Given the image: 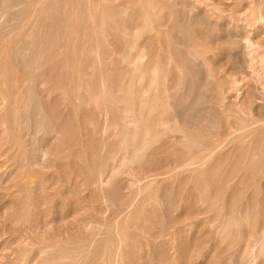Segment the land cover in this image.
<instances>
[{"label": "rangeland", "instance_id": "rangeland-1", "mask_svg": "<svg viewBox=\"0 0 264 264\" xmlns=\"http://www.w3.org/2000/svg\"><path fill=\"white\" fill-rule=\"evenodd\" d=\"M34 1H36V0H31V1L27 2L25 4L26 8L23 6L22 8L18 9L19 12L17 10H14V11L12 10L11 13L9 14L8 18H7V21L12 19L11 24H13L15 26H20V27L23 26V27H25L23 32L25 30L27 31L28 28H30V24H31V22L30 23H28V22H29V16H30V13L32 10V6L34 5ZM41 1L43 4L44 3L45 4L50 3V2L52 3V0H41ZM87 1L88 0H61V1L58 0V2L61 3V5H62V7H61L62 13L64 10L65 11H73L75 9L74 11H80L79 15L77 17L75 15H72L71 17H68L67 20L66 19L63 20L64 18L62 19V17L59 16L58 18L57 17L55 18L56 20L54 19L55 22L58 24V28H57L58 32H59V30L61 32V29H62V28L59 29L60 28L59 25H61V24L66 25V23H67V25H72V28L74 30V34L71 37L66 39L64 37L63 29H62L63 32L59 33V35H57L58 32H57V34L56 33L54 34L52 32H51V34L50 33L48 34L47 32L43 33V35L45 37H44V41H41V42H46L49 40L48 42L50 43V47H49L50 51H48V53L53 51V49H54V51H57V52L62 51V54H61L62 57L60 55H57V56H53L49 60V58L51 56L50 54H48V55L46 54L47 57H46V55H44V56L40 55L39 56L37 54V62H36L37 66L35 65V63L30 64L29 61L31 59H29V60L27 59V61L29 63L28 62H26V63L28 65L29 64L30 65H29V68L28 67L25 68L22 65L24 63L22 61L20 62L19 59H16V57L13 56L14 52L12 54H9L6 56H0V91H4L5 94L8 96V101H9V107L8 108H10V110H7L6 118L8 120V124H10V126H11L6 131H4L2 126H0V154L2 152H5L4 150H9V146H10L9 152H10L11 157L13 158V159H11L10 162H6L5 156H3V157L0 156V194H1L0 200H1V198L3 200V201L2 200L0 201V215H2V216L4 215L3 211L6 208V207L4 208V206H5L4 203L7 200H5L3 198V195L7 192V188L9 186L6 182V180H7V178L9 180V178H10L9 176H11V174L13 173V174H15V175L17 174V175L15 176L12 174L14 177L11 176L12 181H11L10 186L16 180V183L18 185V190H20V192L22 191L21 192V194H22L21 198L23 200L20 198L19 200L12 202V207H11L12 211L10 209L9 213L13 212V214H12L13 216H16V215L21 216V213H22V216L24 215L27 219H29V221L27 222L29 226L27 225V223L23 224L24 226H22V228L24 229V231L26 233V234L25 233H23V234H25L29 239L39 241L37 243V246H41V245L44 246L45 244H47V241L42 242V236L39 235L40 233H36V231L34 230V228H35L34 224H36V222H37V226H38L42 223L44 218H47L48 220L56 219L55 221L59 222L58 223L59 225H58L54 221L55 224H53V229H54V233H56L55 235L57 236V239H59L58 243L60 245H62V247L68 246L71 249H77L79 246L83 247L86 244V242L89 241V239H91L93 237H97L99 234V238H100L99 255L101 258L100 261L103 264H112V258L110 257V253L111 252L113 253L115 250L118 249L116 244L118 242V239H121L122 237H126L125 241H127V245H124L123 247H121V249L123 251H125V253H130L131 258H130V260L128 259V263H133V264H138V262H140V260L145 255L148 256V260H149L150 264H236V263L237 264H253L252 262L254 259H256V264H264V244H263V246L261 245L263 248L261 253H259L260 251H256V252L251 251L249 253H246L244 256L241 253V247H243V245L246 244V242L248 243L249 242L248 240L251 239L250 236H251L252 230L254 228L255 220L257 219L256 218L257 217L256 211L258 208L260 209L259 203H261V200H260L261 197L260 198L259 197H253L252 196V188L249 187L247 189L248 190L247 191L248 192L247 193V202H248V205L250 208V212L252 214L249 212L247 222L244 224V226H242V228H236L234 225L235 220H237V218H238L237 212H234V211L232 213L229 212V217H228L229 219H227L226 214H228V211H229L228 210L229 205H228L227 197L225 198L224 201L222 200V197H220L219 199H216V197H214L213 190H215V188H217V187H220L222 184H223L222 186H224V180L228 176L229 161L227 159V156H226L227 153L226 152L228 151L227 149H228L229 143L227 141L222 143L221 149L219 151H217L212 157H210L208 159V162L205 165L201 166L198 170L194 171V170L185 168L184 163L187 160H189L190 158H192L193 156L196 157V156H199L202 154L201 151H203V149L205 147V146H203L204 145L203 143H205L207 139H202V140H204L203 143H202V141L198 142L200 144V146H199V144L197 145V143L196 144H194L193 142L190 143V141L183 139L182 135H180L179 133L175 134V133L171 132L173 135L172 136L170 131H168V128H169V126H171V124L170 125L166 124V125H164L165 127L163 125H160V127H159V125L154 124V121L157 120V118L159 117L160 111H162V109H164L165 107H166V109H168V112L165 114L166 116L165 115L163 116V119L167 118L168 116L170 119L173 118L174 114L172 113V110L169 109L170 105H166L165 107H163V105H161L163 101H165V102L167 101V103H169V104H171V102H172V104L176 103L177 105L178 104L182 105L183 100H184V101H187V104H189V103H191L193 97L195 95H197L194 93L196 91H191L190 94H187L186 90H188V89H179V90L178 89H161V90L156 89V90H159V92H160L159 96L160 97L159 96L153 97L152 93L155 90L150 89V92H149L150 96L149 97L152 100L149 98V100L145 101L143 97L141 98V96H140L141 94H139L141 89L140 90L136 89L137 85L136 86L132 85L129 89H126L125 87L129 82V78H125L124 76L127 73L128 65H130V63H129L128 57H126L127 55L125 56V54L122 53V49L124 51H126V49H124L123 39H122L121 33H120V27H118V24H117L120 21V19H119L120 17L117 16V18H118L117 19L116 16H110V18L108 17V18L104 19L102 16V11H101L102 7H98L97 6L98 2H97V4H95L96 5V7H95L96 15L94 18L95 21L91 20L92 21L91 22L90 20H87V19L85 20V14H86L85 11H87V6H86L85 2H87ZM127 2H128L127 0H122V2L120 1L119 3L127 4ZM207 2L211 3L212 0H207ZM110 3L112 5H110ZM233 3H235V2H233ZM80 4H81V6H80ZM117 5L118 4H115L112 2L107 3L109 11H112L114 8L118 7ZM233 5L234 4H232V6H231V10L233 11V12L231 11V13H233L232 15L235 18L239 12L243 11V9H242L243 6H238V4H235L236 6H234L235 7L234 8ZM22 9L25 10L24 13H23L24 10H22ZM235 9L236 10L239 9V12L236 15H235V12H237V11ZM81 13L83 15H81ZM18 14L20 15V17L18 16ZM12 15H14L15 17ZM263 15H264V10H263ZM11 16H12V18H11ZM13 17L16 18L14 20V22H13ZM81 17H82V19H81ZM60 19H62L63 23ZM45 20H46V23H45ZM223 20L224 19H222V21ZM51 21L53 22V19L42 17L39 20V25H41V27L44 28L45 26H49L51 24L50 23ZM101 21H103L104 23L103 22L101 23ZM69 22H70V24H68ZM9 23H10V21H9ZM47 23H48V25H46ZM75 24H76V26H75ZM86 25H89V26L87 27ZM90 27H91V29H90ZM82 29H85V31L83 30L84 31L83 32ZM105 30H108L110 33L108 31H106V33H105ZM117 30H118V32H117ZM60 34L62 36H60ZM106 34L107 35L109 34V35L106 36ZM43 35H40L37 31V42H38V40H41V39L43 40ZM56 35H57V39L60 38V39H58V41L55 39ZM111 35H113V36L111 37ZM53 36H55V37H53ZM46 37L48 40L46 39ZM105 37H107V39ZM62 38L63 39L65 38V39L63 40ZM21 39H22V36L19 38H15L14 40H11V41L9 40L6 44H5L4 40H1L3 43L0 42V48L8 45L9 50H11V51H15L17 46L20 49L22 46V40ZM19 40H21V41L19 42ZM50 40H51V42H50ZM61 40H62V43H60ZM65 40H67V41L65 42ZM106 40H107V42H106ZM174 40H175L174 38L169 39V45H170L171 49H174ZM114 41L116 42V44ZM108 42L112 43V44L109 45ZM52 43H53V45L51 46ZM74 43H75V46L73 45ZM95 43H96V45H95ZM113 43L115 46L113 45ZM16 44H18V45H16ZM68 45H69V47H68V50L66 51L65 46H68ZM116 45L119 48L117 47V49L115 50L114 47H116ZM14 46H15V48H14ZM109 46L113 47V48H110ZM59 47H60V49H59ZM17 50H18V48H17ZM119 50H120V52H119ZM38 51H39V48L37 47V52ZM112 52H114V53H112ZM172 52H173V50H172ZM120 53H121V55H120ZM107 57H109L110 59H108ZM172 57H174V52L172 53ZM118 58H119V60H118ZM102 59H103V61H102ZM106 59H108V60H106ZM123 59H124V61H123ZM55 61H57L56 65H55ZM126 61H127V63H126ZM169 61L172 62V58H171V60L169 59ZM18 63L20 65H22L19 68H18V66H19ZM41 63L44 64V66L42 64L43 67L41 66ZM120 63H122V65ZM212 63L214 64V62H212ZM27 64L26 65L24 64V65L27 66ZM39 64L42 68L40 66H38ZM87 64L88 65L90 64L91 66H88ZM106 64H108V65H106ZM218 64L219 63H217V65ZM33 65H35V67ZM53 65H55V66H53ZM171 65H172V66H170L171 70L169 69L170 71L174 70L173 62L171 63ZM217 65H216L217 71L219 70V67H220V71H218V72H221V74H223V75L227 74V70H229V69H227L228 64H226V62H222V64H220L218 66ZM84 67H86V68H84ZM87 67H89V69H87ZM113 67H115L114 68L115 70L113 69ZM22 68H25L26 71H25V69H22ZM27 68H28V72H27ZM35 68L36 69L39 68L37 70V72H36ZM96 68H98V69H96ZM107 68L109 69V71L107 70ZM29 69L31 70V72ZM86 69L89 70L90 72L87 71L88 72L87 73ZM110 69H111V71H110ZM22 70L24 72H22ZM25 72L27 74L28 73L29 74L26 75ZM44 72H45V74H44ZM109 72L112 74V76H111V74H109ZM42 73L44 75H42ZM47 73H48V75H47ZM54 73H55V75H54ZM63 73H64V75H63ZM83 73L88 74V75L85 74L88 77L84 76ZM91 73H94V74L91 75ZM89 74H90V76H89ZM24 75L27 77H25ZM30 75H31V78L29 77ZM45 75H47L46 78H45ZM95 75H96V77H95ZM48 76H50V77H48ZM47 77L50 78V80L53 79V81H49V79ZM108 77H109V79H108ZM116 77H118V78H116ZM17 78H18V80H17ZM24 78L26 79V81L23 83H26V84H23L21 82L19 84V86H17L15 82L19 81L21 79H24ZM66 78H67V80H66ZM90 78L92 79V81ZM38 79L39 80L41 79V80L39 81ZM45 79H47L46 81H48L49 84L47 82H46L47 85L44 83L43 80H45ZM41 81H43V83ZM64 82H67V83L64 84ZM102 82H104V83L102 84ZM114 82L116 84L115 85L116 88L112 89L111 87H115L114 85H112V84H114ZM39 83H41L42 85L45 84L46 87L41 86V84H39ZM81 83L83 85H80ZM125 83H127V84H125ZM62 84H63V88H62ZM67 84H69V85H67ZM54 85H55V87H54ZM64 85H66L68 87L65 86V88H64ZM60 86L62 89L60 88L61 90L59 91ZM117 86H118L119 90L117 89ZM133 86H134V88H133ZM51 87H52V89H51ZM78 89H80V91ZM49 90H51V91H49ZM113 90H116V91H113ZM121 90H122V92H121ZM164 90H166V91L164 92ZM167 90H168V93H167ZM196 90H198V89H196ZM78 91H79V93H78ZM100 91H101V93H100ZM135 91H137V92H135ZM173 92L176 94L174 95ZM167 94H169V95H167ZM186 94L188 96L191 95V97L185 98L184 95H186ZM101 95H102V97H101ZM115 95H116V97H115ZM180 95H181V97H180ZM14 96H16V97L18 96V97L16 98ZM99 97H101V98H99ZM168 97H170V98H168ZM183 97H184V99L182 100ZM44 98H45V100H44ZM80 98H82V99H80ZM63 100H64V102H63ZM82 100H84V101H82ZM124 101L128 102V104H126ZM138 101H140V103ZM181 102H182V104H181ZM18 103H19V105H18ZM25 105H26V107H25ZM79 105H81V107ZM125 106H128L130 108L135 107V109L138 108V109H136L135 114L140 121L139 123H140L142 129L132 130L130 132H127V134L125 133L126 131L124 132L126 125L124 123L125 121H124V117L122 118V115L124 116V114H126L123 110V108H125ZM183 106H184V104H183ZM71 107H72V109H71ZM151 107H153V108L151 109ZM198 108H200V107H198ZM80 109L83 111L81 112ZM13 110L15 113L13 112ZM40 111H43L41 115H40ZM149 111H150V113H149ZM186 111H188V114H189L188 118L190 120H191V116L193 119L195 118L193 116V115H195V112H193L194 110L191 112L190 110H187V108H186ZM130 113L132 114V112H130ZM139 113H141V115ZM44 114L45 115L47 114L46 115L47 120H45L46 117H44ZM32 115H33V117H32ZM40 116L43 117V118L41 117L43 119V121L40 119ZM48 117H49V119H48ZM29 119H31V120H29ZM48 120L50 121V123H55V121H56V123L54 125H52L49 123ZM14 121H16V122H14ZM28 121L30 124L28 123ZM32 121H35V122H32ZM37 121H40V122H37ZM46 121H48V122L46 123ZM149 121H151V122H149ZM24 122H25V124H24ZM114 122H116V123H114ZM33 123H34V125H33L34 128H36V126L38 127V125L40 126L42 124H45L44 125L45 128H43L44 126H42L44 131L41 128V131H40L41 133L39 132L40 135H38V137H37V144L36 143L33 144V145H35L34 147H33V145L30 144V142L28 140L23 141V139L21 138V136L25 135V133L27 134L30 131L29 129L33 128V126H32ZM39 123H41V124H39ZM107 123H109L108 125H112L110 123H113V124H118L119 126L114 127V128H112L114 125L111 126L109 131L106 133L107 134V136H106V134H104L102 131V127L104 126V124H107ZM26 124H28V126ZM86 125H87V127H86ZM54 126H55V132H53ZM123 126H125L124 129H123ZM29 127H31V128H29ZM57 127L59 129L61 127L63 128V129L61 128L59 130V132H60L59 134L56 133L58 131V129L56 130ZM148 128H150V129L147 131ZM152 130H153V132H152ZM158 131H159V133H158ZM100 132H102L103 134ZM166 133H169V134H166ZM55 135H56V138H55ZM164 135L169 136V138L168 137L166 138V136H164ZM59 136H61V137L58 139ZM108 136H111V138H109ZM132 136H135V137L133 138ZM152 136H153V139H152ZM179 136L181 137V139L179 138V141H178L177 137H179ZM107 137H108V139H107L108 140V146L109 145L111 146V144H113L111 148L109 147L110 150L108 149L107 151L110 152L112 150L113 153H116V159L113 160L114 163H111V161H112L111 159L109 161H107L108 157H106V156H107L108 152L100 155V153H102L101 149H100V145L102 144V140L104 138L106 139ZM133 139H134V141H133ZM63 140H65L66 142ZM28 142H29V144H28ZM109 142L111 144H109ZM115 142H116V144H115ZM162 142H163V144H162ZM139 144H141V146ZM26 145L29 147H27ZM36 146H39V147H36ZM113 146H115V147H113ZM7 147H8V149H7ZM35 147H36V149H35ZM40 147L41 148L44 147V148L48 149L49 153L51 152L50 153L51 155H49V157L46 156V158L42 157V154L39 155V152H40L39 150H41ZM137 148H139V149H137ZM182 148H184V150ZM192 148H193V150H192ZM32 149H34L33 152H35V153L32 152ZM66 149H67V151H66ZM198 150L200 152L199 154H198ZM91 152H92V154H91ZM168 152H169V154H168ZM56 153H59V154L56 156ZM52 154H54V155L52 156ZM130 155H133V156L131 157ZM40 158H41V160H40ZM122 158H123L124 163L122 162ZM222 159H224V161ZM32 160H34V161H32ZM176 160H177V163H178V160H180L179 162L182 163V165L178 164L179 166H181V168L179 170H175V167L179 168V166L175 162ZM105 161L108 164L107 166H106ZM170 161H171V163H173V165L175 163L176 166L172 167V164L170 163ZM31 162L32 163L37 162V167L34 165H31L32 164ZM100 162H101V164H100ZM223 162H225V163H223ZM91 163H92V166H91ZM103 163H105V164H103ZM221 163H223V166H220L218 168L219 164H221ZM41 164H42V166H40ZM45 164L47 165L46 167H44ZM100 165H101V167H100ZM163 165L165 167L168 165L167 167L171 168L170 171L175 170L172 172L173 177L171 175L169 178H167V180L164 181V183H162L160 185L148 186L147 188H145L148 181H144V180L147 179L146 177L148 175H150L149 173H151L152 171L155 173H156V171L159 172L158 170H161L163 168V167L161 168L160 166H163ZM225 166H227V169ZM42 167H44V168H42ZM105 167H107V168L105 169ZM153 167H154V169H153ZM157 167H159V168H157ZM98 168H99V170H98ZM214 168H215V170H214ZM166 169H168V168H166ZM34 171L37 172V190H33L29 186H26V184H22L20 182V180L22 178H23V181H30V180H33V178L35 179V177L33 176ZM110 171H111L112 175L110 174ZM215 171H216V174H215ZM100 172H103L106 177H109V175H110V176H112V178H114V179H112V181H114V182H112V184L109 187H106L103 190L99 189V187H101V186L99 185V182H96L97 181L96 179L99 176ZM123 172H124V174H123ZM40 173H42V174H40ZM212 173H213V175H212L213 177H210ZM151 174H153V173H151ZM21 176H23V177H21ZM140 178H141V180H139ZM210 178L211 179L214 178V180L212 179L213 182H210V181H212V180H210ZM177 179H178V181H177ZM218 179H219V182H221L222 184L218 182ZM138 181H140V182L142 181V182L140 183ZM5 182H6V184H4ZM136 182H138V183L136 184ZM213 183L217 186L215 187V185H214V187H212ZM218 183H219V185H218ZM138 184L140 187L138 186ZM51 185H52V187H51ZM118 187H119V189H118ZM244 187H247V186L244 185ZM121 188H122V190H121ZM222 188H225V187H221V190H223ZM240 188L242 189L243 187H240ZM39 189H41V190H39ZM80 189H81V192H80ZM110 189H113V190L109 191ZM126 189H127V191H126ZM139 189L142 191L141 198L147 199L148 195L151 192H155V198H152V200H151L152 203L147 204L146 207L144 206V210L141 207H139L134 214H131L128 217V219L125 220L127 218V214L124 213V209H126V207L129 205V203L134 200V197L137 194V192L139 191ZM27 190H29V191H27ZM78 190H79V192L77 193ZM82 190H84V191H82ZM106 191H107V193L109 192L110 197L112 196V194L117 193L118 195L115 194L114 196L118 200L114 199V196H112L114 199L113 201H111L112 197H111V200H109L108 199L109 195H107ZM82 192H83V194H82ZM110 192L112 194H110ZM68 193H71L72 195L71 194L69 195ZM101 193H104V194L106 193L107 197H106L105 201H104V199H102ZM98 195L101 198L98 197ZM89 198H91V199H89ZM87 199H89V200H87ZM257 199L260 201H258ZM85 200H86V202H85ZM101 200H103V201H101ZM203 201H204V203H203ZM32 202L37 203V211H34L32 209L31 211L29 210L30 211L29 212L28 208L26 206V203L28 204V203H32ZM166 202H167V204H166ZM92 203H93V205H92ZM105 203H106V205H105ZM254 204H255V206H254ZM85 206L87 208H84ZM94 206L96 208H93ZM97 207L99 209V212H98ZM251 207H252V211H251ZM254 207H255V209H254ZM100 208H102V209L107 208L108 210H107L106 214H105V212H100ZM168 209H169V211H168ZM86 210H87V212H86ZM61 211H62V213H61ZM74 211H76V212H74ZM253 212H255V213H253ZM73 213H74V215H72ZM47 214H48V216L49 215L50 216L46 217ZM61 214H62V216H66L68 218L70 216H74V217H72V219L70 217L69 220H77L79 217L80 222H78L73 227L75 232L73 229L72 230L68 229V231L64 232L65 230L62 229V227L64 225H62L63 223L60 220H58L59 219L58 217ZM81 214L82 215L85 214V215L80 218ZM86 214H87V216H86ZM109 216H111L110 220H109ZM166 216H168V217H166ZM253 216H255V217H253ZM83 217H84V219H83ZM141 217H143V218H141ZM258 217H259V219H261L260 220V222H261L263 216L261 215ZM3 219L4 218H2L0 216V229L1 230L4 227V220ZM175 220H176V222H175ZM114 221H116L117 223ZM167 222H168V224H167ZM172 222H174V223H172ZM29 223H31L32 226ZM169 223H171V224H169ZM211 223H213V224H211ZM157 224H159V225H157ZM98 225H100V226H98ZM112 225H114V226H112ZM60 226H61V228H60ZM101 226H102V228H101ZM143 226L145 228H143ZM219 226H220V228H219ZM31 227L32 228L34 227V228L32 229ZM26 228H27V232H26ZM77 231H79V232H77ZM235 231H236L237 235L235 234ZM87 232H88V234H87ZM80 233H82V235ZM161 233H163V234H161ZM65 234H67V235L65 236ZM116 234H118V235H116ZM176 237H177V240L175 241V243L176 242L178 243V246H177V244H176V246L178 249L179 257L178 258L175 257L173 259L174 251L172 248V243L174 242L173 238H176ZM234 237H236V239H234ZM238 237H240V239H241V241H239V243L237 242ZM68 238H69V241H68ZM233 242H234V244H236L235 246H234ZM204 244L207 246H205ZM234 247L235 248L237 247V248L235 249ZM214 249H216V250H214ZM198 250L200 253L198 252ZM212 252H214V253H212ZM195 257H196V259H195ZM158 258H160V259H158ZM39 259H41V258H39ZM73 260H74L73 258H72V260L68 259V262L73 261ZM68 262H66V263H68Z\"/></svg>", "mask_w": 264, "mask_h": 264}, {"label": "bare ground", "instance_id": "bare-ground-1", "mask_svg": "<svg viewBox=\"0 0 264 264\" xmlns=\"http://www.w3.org/2000/svg\"><path fill=\"white\" fill-rule=\"evenodd\" d=\"M29 1H31V0H0V42H2L1 40H4L5 44H6L9 40L11 41V40H14L15 38H19L22 36V39H21L22 40V46L20 49L17 46L18 50L16 48L15 51H11V50H9L8 45H6V46L0 48V56H6V55L12 54L14 52L13 56H15L16 59H19L20 62L22 61L26 65L27 64L26 62H28L27 59L28 60L31 59L29 61L30 64L35 63V65L37 66V64H36L37 54L39 56L40 55L44 56L46 54L47 55L50 54L51 56H50L49 60L53 56H57V55L61 56V54H62V51L57 52V51H54V49H53V51L48 53V51H50L49 50L50 49L49 48L50 43L48 42L49 40L47 39V37H46V39L48 41L41 42V41H44V37H45L43 35V33L47 32L48 34L49 33L51 34V32H52L54 34L55 33L57 34L58 24L55 22V20H56L55 18L56 17L58 18L59 16H61L62 19L64 18L63 20H65V19L67 20V18L71 17L72 15H75L77 17L79 15L80 11H74L75 9L73 11H65L64 10L62 13V10H61L62 5H61V3L58 2V0H52V3L50 2V3H46V4L45 3L43 4L41 0H38V1L36 0V1H34V5L32 6V10H31V13L29 16V22L28 23L31 22L30 28H28L27 31L25 30L23 32L25 27L15 26V25L11 24L12 19L7 21V18H8L9 14L11 13L12 10L13 11L17 10L19 12L18 9L22 8L23 6L25 7V4ZM120 1L122 2V0H97V1L96 0H88L87 2H85L86 6H87V11H85V13H86L85 14V20L87 19L90 21L91 20L95 21L94 20L95 15H96V10H95L96 5L95 4H97V2H98L97 6L102 7L101 11H102V16L104 19H106L108 17L110 18V16H116V18H117V16L120 17L119 18L120 21L118 20L119 23H117L118 21L116 23L118 24V27H120V33H121V37L123 39L124 49H126V51H124L122 49V53L125 54V56L127 55L126 57H128L129 63H130V65H128L127 73L124 76L125 78H129L128 84L125 83V84H127L125 87L126 89H129L132 85H134V86L137 85L136 89H139V90L141 89L139 94H141L140 95L141 98L143 97L145 101L149 100V98H150L149 97L150 96L149 95L150 89L155 90L152 93L153 97H158L160 94L159 90H156V89H160V90L161 89H178V90L179 89H188V90H186L187 94H190L191 91L197 92V93L194 92L197 95H195L193 97L191 103H189L190 105L187 104V101L183 100L184 97L182 98L183 104L185 107L183 106L182 102H181L182 105H179V104L177 105L176 103L172 104V102H171V104H169V103H167V101L166 102L163 101L161 104V105H163V107H165L166 105H170L169 109H171L172 113L174 114L173 118L170 119L168 116L167 118L164 117L165 119H163V116L168 112V109H166V107H165L164 109H162V111H160L159 117L157 118V120L154 121V124L159 125V127H160V125L164 126L166 124L167 125L171 124V126H169V128L166 126L168 128V131H170V133L171 132L175 133V134L179 133L180 135H182L183 139L190 141V143L191 142H193L194 144L197 143V145L199 144L198 142L202 141V143H203L204 140H202V139H207L206 142L203 143L204 144L203 146H205V147H204L203 151H201L202 152L201 155L196 156V157L193 156L190 159L188 158L189 160H187L185 163L183 162L185 168H188V169H191L194 171L198 170L201 166L205 165L208 162V159L210 157H212L217 151H219L221 149L222 143H224L225 141H227L229 143V146L227 149L228 151L226 152L227 153L226 156H227V159L229 161L228 176L224 180V186H222L223 184L221 182H219V179H218V182L221 183L222 185L220 187L215 188V190H213L214 197H216V199H219L220 197H222L223 201L227 197V201H228V205H229V207H228L229 209L227 208L229 211L227 210L228 214H226L227 219H229L228 218L229 212L230 213H232L233 211L237 212L238 218H237V220H235V223H234L236 228H242V226H244V224L247 222L248 215L250 212V208H249V205L247 202V193H248L247 189L249 187L252 188V196L253 197H259V198L261 197V199H260L261 203H259L260 209L258 208L257 211L255 210L256 214H257V217H256L257 219L255 220L254 228H253L251 236H250L251 239L248 240L249 241L248 243L246 242V244H244L243 247H241V253L243 254V256L246 253H249L251 251L252 252L260 251L259 253H261V251L263 250L262 246L264 244V15H263L264 0H222V1L221 0H212L211 3L207 2V0H127L128 1L127 4L119 3ZM108 2L118 4L117 5L118 7L114 8L112 11H109L108 6H107ZM233 2H235V3H233ZM232 4H234L233 7L236 6L235 4H238V6H243L242 12H239V9L236 10L237 8L235 9L237 11V12H235V15L239 12L235 18L232 15L233 13H231ZM110 5H112V4L110 3ZM80 6H81V4H80ZM22 10H24V9H22ZM24 12H25V10L23 11V13ZM81 15H83V14L81 13ZM12 16H14V15H12ZM12 16H11V18H12ZM18 16L20 17L19 14H18ZM14 17H13V22L16 19ZM42 17L53 19V22L51 21L50 22L51 24L49 23L50 24L49 26H45L43 28V27H41V25H39V20ZM62 19H60V20L62 21ZM81 19H82V17H81ZM222 19H224V20L222 21ZM9 21H10V23H9ZM103 21H101V23ZM45 23H46V20H45ZM62 23H63V21H62ZM68 24H70V22ZM46 25H48V23ZM63 25L62 24L59 25L60 26L59 29H61V28L63 29L64 37L66 39H68L69 37H71L74 34V30L72 28V25H67V23L64 26ZM75 26H76V24H75ZM86 26L88 27L89 25H86ZM62 29H61V32H63ZM90 29H91V27H90ZM83 30L85 31V29H82V31ZM37 31L40 35H43V40L42 39L38 40V42H37ZM106 31H108V30H105V33H106ZM61 32L59 30L57 35H59V33H61ZM117 32H118V30H117ZM57 35H56V37L55 36H53V37H55V39L58 41V39H60V38L57 39ZM108 35L106 34V36H108ZM60 36H62V35L60 34ZM112 36L113 35H111V37ZM105 38L107 39V37H105ZM170 38L175 39L174 40V49L170 48V45H169V39ZM21 40H19V42ZM66 41L67 40H65V42ZM50 42H51V40H50ZM106 42H107V40H106ZM60 43H62V40L60 41ZM108 44L110 45L112 43L108 42ZM115 44H116V42H115ZM16 45H18V44H16ZM52 45H53V43L51 44V46ZM73 45L75 46V43ZM95 45H96V43H95ZM113 45H114V43H113ZM37 47L39 48L38 52H37ZM68 47H69V45L65 46L66 51L68 50ZM117 47H118L117 45H116V47H114L115 50L117 49ZM14 48H15V46H14ZM110 48H113V47H110ZM59 49H60V47H59ZM172 50L174 52V57H172V53H173ZM119 52H120V50H119ZM112 53H114V52H112ZM47 55H46V57H47ZM120 55H121V53H120ZM107 58L110 59L109 57H107ZM171 58H172L173 67H174V70H172V71H170L171 70L170 66H172L171 65L172 62L169 61V59L171 60ZM108 59H106V60H108ZM118 60H119V58H118ZM102 61H103V59H102ZM123 61H124V59H123ZM212 62H214V64ZM222 62H226V64H228L227 69H229V70H227V74H224V75L221 74V72H218V71H220V67H219L218 71H217V67H216L217 63H219L218 65H220V64H222ZM56 63H57V61H55V65H56ZM126 63H127V61H126ZM24 64H22V65L25 68L26 67L29 68L30 64L29 65L27 64V66H25ZM42 64L43 63H41V66H42ZM120 64L122 65V63H120ZM22 65L19 64L18 68ZM35 65H33V66L35 67ZM55 65H53V66H55ZM106 65H108V64H106ZM38 66H40V64ZM43 66H44V64H43ZM88 66H91V65L89 64ZM25 68H22V69H25ZM28 68H27V72H28ZM84 68H86V67H84ZM98 68H96V69H98ZM114 68L115 67H113V69ZM38 69L39 68L36 69V72ZM87 69H89V67H87ZM87 69H86V72L87 71L90 72ZM107 70L109 71L108 68H107ZM25 71H26V69H25ZM110 71H111V69H110ZM22 72H24V71L22 70ZM30 72H31V70H30ZM28 74L26 73V75H28ZM44 74H45V72H44ZM44 74L42 73V75H44ZM83 74H84V76L88 75L86 73H83ZM92 74H94V73H91V75ZM109 74H111V73L109 72ZM47 75H48V73H47ZM47 75H45V78ZM54 75H55V73H54ZM63 75H64V73H63ZM50 76H48V77H50ZM89 76H90V74H89ZM111 76H112V74H111ZM25 77H27V76H25ZM29 77L31 78V75ZM86 77H88V76H86ZM95 77H96V75H95ZM116 78H118V77H116ZM48 79H49V81H53V79L52 80H50V78H48ZM108 79H109V77H108ZM17 80H18V78H17ZM46 80L47 79H45L43 81L47 85L48 81H46ZM66 80H67V78H66ZM25 81H26V79L24 78V79H21V80L16 81V82L14 81V82L16 83L17 86H19V84L21 82L23 83ZM43 81H41V82L43 83ZM91 81H92V79H91ZM115 82L112 85L115 86L116 85ZM66 83L67 82H64V84H66ZM103 83L104 82H102V84ZM23 84H26V83H23ZM39 84H41V83H39ZM45 84L44 85L41 84V86L46 87ZM67 85H69V84H67ZM80 85H83V84L81 83ZM65 86L66 85H64V88H65ZM134 86H133V88H134ZM54 87H55V85H54ZM66 87H68V86H66ZM60 88H61V86L59 87V91L63 88V84H62V88L61 89ZM111 88L115 89L116 86L111 87ZM51 89H52V87H51ZM117 89H118V86H117ZM196 89H198V90H196ZM78 90L80 91V89H78ZM116 90H113V91H116ZM49 91H51V90H49ZM79 91H78V93H79ZM137 91H135V92H137ZM165 91L166 90H164V92ZM121 92H122V90H121ZM100 93H101V91H100ZM167 93H168V90H167ZM175 94L176 93H174V95ZM187 94L184 95L185 98L191 97V95L188 96ZM102 95H101V97H102ZM167 95H169V94H167ZM181 95H180V97H181ZM14 97H16V96H14ZM101 97H99V98H101ZM115 97H116V95H115ZM168 98H170V97H168ZM80 99H82V98H80ZM44 100H45V98H44ZM82 101H84V100H82ZM63 102H64V100H63ZM138 102L140 103V101H138ZM19 103H18V105H19ZM125 103L128 104V102H125ZM79 106L81 107V105H79ZM8 107H9L8 96L5 94L4 91H0V126H2L4 131H6L8 128L11 127L10 124H8V120L6 118V115H7L6 112H7V110H10V108H8ZM25 107H26V105H25ZM198 107H200V108H198ZM152 108L153 107H151V109ZM186 108H187V110H190L191 112L194 110L193 111V112H195V115H193L195 117L194 119L192 118V116H191V120L188 118L189 114H188V111H186ZM71 109H72V107H71ZM136 109H138V108H136ZM136 109H135V107L130 108L128 106H125V108H123L124 112L126 113V114H124V116L122 115V118L124 117V121H125L124 123L126 125V128H125L126 130L124 129L125 126H123V129H124V132L126 131L125 132L126 134H127V132H130L132 130L142 129V127L139 123L140 121L135 114ZM82 111L83 110H81V112ZM13 112H14V110H13ZM42 112L43 111H40V115L42 114ZM130 112H132V114ZM149 113H150V111H149ZM139 114L141 115V113H139ZM46 115L44 114V117H46L45 120H47ZM32 117H33V115H32ZM41 117L42 116H40V119L43 121V119H42L43 117L42 118ZM48 119H49V117H48ZM29 120H31V119H29ZM48 121H46V123ZM14 122H16V121H14ZM32 122H35V121H32ZM37 122H40V121H37ZM149 122H151V121H149ZM28 123H29V121H28ZM49 123H50V121H49ZM55 123H56V121H55ZM55 123H50V124L54 125ZM114 123H116V122H114ZM24 124H25V122H24ZM39 124H41V123H39ZM108 124L109 123L104 124V126L102 127V131L104 134H106L109 131L111 126L114 125L112 128L119 126L118 124H113V123H110L112 125H108ZM26 125L28 126V124H26ZM33 125H34V123L32 124V126ZM44 125L45 124H42L40 126L38 125V127L36 126V128H34V126H33L34 129L33 128H32L33 130L29 129L30 131L27 134L25 133V135L21 136V138L23 139V141L28 140L31 145H33L35 143L37 144V137H38V135H40L41 128ZM55 126H54V128L52 127L54 129L53 132H55ZM86 127H87V125H86ZM29 128H31V127H29ZM43 128H45V126ZM43 128H42V130H43ZM57 129H58V131L56 133L59 134L60 129L58 127L56 128V130ZM149 129L150 128H148L147 131ZM152 132H153V130H152ZM100 133H102V132H100ZM158 133H159V131H158ZM172 133H171V135H172ZM166 134H169V133H166ZM106 136H107V134H106ZM164 136H166V135H164ZM60 137L61 136H59L58 139ZM108 137L111 138V136H108ZM108 137L106 139L102 138L103 139L102 144L100 145V149H101L102 153H100V155L108 152L107 156H106V157H108V160L107 159L106 160L109 161L111 159L112 160L111 163H114L113 160L116 159V153H113L112 150H111L112 152L107 151L109 149V147L111 148L113 145L109 142V144H111V146L110 145L108 146V140H107ZM132 137L134 138L135 136H132ZM167 137L169 138V136H166V138ZM55 138H56V135H55ZM177 138L176 139L178 141H179V138L181 139L180 136ZM152 139H153V136H152ZM63 141H65V140H63ZM133 141H134V139H133ZM29 142H28V144H29ZM115 144H116V142H115ZM162 144H163V142H162ZM139 145L141 146V144H139ZM34 146L35 145H33V147ZM199 146H200V144H199ZM27 147H29V146H27ZM36 147H39V146H36ZM36 147H35V149H36ZM44 147L43 148L40 147L41 150H39L40 151L39 155L42 154V157L46 158V156L49 157V155H51L50 154L51 152L49 153V150L44 148ZM113 147H115V146H113ZM193 148H192V150H193ZM7 149H8V147H7ZM137 149H139V148H137ZM182 149L184 150V148H182ZM9 150H10V146H9ZM9 150H4L5 152H2L0 154V156H2V157L5 156L6 162H10L11 159H13L10 155ZM33 150L34 149H32V152H33ZM66 151H67V149H66ZM33 153H35V152H33ZM199 153L200 152L198 150V154ZM58 154L59 153H56V156ZM91 154H92V152H91ZM168 154H169V152H168ZM53 155L54 154H52V156ZM130 156L132 157L133 155H130ZM40 160H41V158H40ZM222 160L224 161V159H222ZM32 161H34V160H32ZM179 161L180 160H178V163H177V160L175 162L177 163V165L178 164L182 165V163H180ZM122 162H123V158H122ZM170 163H171V161H170ZM223 163H225V162H223ZM223 163L219 164L218 168L220 166H223ZM100 164H101V162H100ZM103 164H105V163H103ZM171 164H172V167L176 166L175 163H174V165H173V163H171ZM31 165H34L37 167V162H34ZM107 165L108 164L106 162V166ZM40 166H42V164ZM46 166L47 165L45 164L44 167H46ZM91 166H92V163H91ZM167 166L166 167L164 165L160 166L161 168L162 167L163 168L162 169L160 168L161 170H158L159 172L156 171V173H155L152 171L151 173H153V174L149 173L150 175H148L146 177L147 179L144 178L145 179L144 181H148L145 188H147L148 186L160 185V184L164 183V181L167 180V178H169L172 175L173 171L179 170L181 168V166L178 165L179 168L175 167V170L170 171L171 168L167 167ZM44 167H42V168H44ZM100 167H101V165H100ZM225 167L227 169V166H225ZM99 168H98V170H99ZM106 168L107 167H105V169ZM157 168H159V167H157ZM166 168H168V169H166ZM153 169H154V167H153ZM214 170H215V168H214ZM216 171H215V174H216ZM213 173L211 174L210 177H213L212 176ZM12 174H11V176L14 177L13 175H15V174H13V175ZM40 174H42V173H40ZM110 174H111V171H110ZM123 174H124V172H123ZM11 176H9L10 177L9 180H8V178L6 180V182L9 186L7 188V192L3 195V198L5 200H7L4 203L5 204L4 208L5 207L6 208L3 211L4 215L3 216L0 215L2 218H4L3 219L4 220V227L2 226L3 227L2 230L0 229V264H63L64 262H65L64 264H103L100 261L101 258L99 255V246H100L99 245L100 244L99 234L97 237H93V238L89 239V241L86 242V244L83 247L79 246L77 249H71L68 246L62 247V245H60L58 243L59 239H57V236L55 235L56 233H54V229H53V224H55L54 221L56 219L48 220L47 218H44V219L42 218L43 221L40 225L37 226V222H36V224H34L35 225V228L33 227L34 230L36 231V233H40L39 235L42 236V242L47 241V244H45L44 246H42V245L37 246V243L39 241L29 239L25 235L26 233H25L24 229L22 228V226H24L23 224H26L29 221V219H27L24 215L22 216V213H21V216L20 215L13 216L12 215L13 212L9 213V210L12 207V202L17 201L22 197V194H21L22 191L20 192V190H18V185L16 183V180L10 186L11 181H12ZM33 176L35 177V179L33 178V180L23 181V178H22L20 180V182L22 184H26V186H29L33 190H37V172L36 171L33 172ZM21 177H23V176H21ZM172 177H173V175H172ZM112 179H114V178H112V176L109 175V177H106L103 172H100L99 176L96 179L97 180L96 182H99V185L101 186V187H99V189L103 190L104 188L109 187L112 184V182H114V181H112ZM212 179L214 180V178H212ZM212 179L210 178V180H212ZM139 180H141V178ZM213 180L210 182H213ZM177 181H178V179H177ZM6 182L4 184H6ZM138 182H140V181H138ZM138 182H136V184ZM219 183H218V185H219ZM139 184H138V186H139ZM214 185L215 184L213 183L212 187H214ZM244 185L247 187H244ZM216 186L217 185H215V187ZM51 187H52V185H51ZM221 187H225V188H222L223 190H221ZM240 187H243V188L241 189ZM118 189H119V187H118ZM39 190H41V189H39ZM111 190H113V189H110L109 191H111ZM121 190H122V188H121ZM27 191H29V190H27ZM82 191H84V190H82ZM126 191H127V189H126ZM78 192H79V190L77 191V193ZM80 192H81V189H80ZM106 193H107V191H106ZM106 193L105 194L101 193L102 199H104V201L106 200L107 195H109V192L107 193V195H106ZM68 194L70 195L71 193H68ZM82 194H83V192H82ZM110 194H112V193L110 192ZM115 194H117V193L112 194V196H114ZM141 195H142V191L139 189V191L137 192V194L134 197V200L129 203V205L126 207V209H124V213L127 214V218L125 220H127L131 214H134L139 207H141L144 210V206L146 207L147 204L152 203L151 202L152 198H155V192H151L148 195L147 199L141 198ZM98 197H100V196L98 195ZM108 197H109L108 199L111 200L110 195ZM89 199H91V198H89ZM89 199H87V200H89ZM114 199H116L115 196H114ZM114 199L112 197L111 201H113ZM1 200H2V198H1ZM116 200H118V199H116ZM260 200H258V201H260ZM101 201H103V200H101ZM85 202H86V200H85ZM203 203H204V201H203ZM166 204H167V202H166ZM255 204H254V206H255ZM92 205H93V203H92ZM105 205H106V203H105ZM26 206L28 208V211L29 210L31 211L32 209L34 211H37V203L36 202H32V203H28V204L26 203ZM84 208H87V207L85 206ZM93 208H96V207L94 206ZM97 209H98V207H97ZM254 209H255V207H254ZM107 210H108L107 208H105V209L100 208V212H105V214H106ZM11 211H12V209H11ZM168 211H169V209H168ZM251 211H252V207H251ZM74 212H76V211H74ZM86 212H87V210H86ZM98 212H99V209H98ZM61 213H62V211H61ZM253 213H255V212H253ZM72 215H74V213ZM84 215L81 214L80 218ZM261 215L263 216V218H262V221L260 222L261 219H259L258 216H261ZM49 216L47 214L46 217H49ZM86 216H87V214H86ZM111 216H109V220H110ZM70 217L72 219V217H74V216H70ZM166 217H168V216H166ZM253 217H255V216H253ZM58 218H59L58 220H60L63 223L62 225H64L62 227V229L65 230L64 232L68 231V229L72 230L73 227L78 222H80L79 217H78V219L76 218L77 220H69L68 217L62 216V214H61ZM141 218H143V217H141ZM83 219H84V217H83ZM116 221H114V222H116ZM175 222H176V220H175ZM58 223L59 222H56V224H58ZM172 223H174V222H172ZM213 223H211V224H213ZM29 224H31V223H29ZM167 224H168V222H167ZM169 224H171V223H169ZM27 225H28V223H27ZM157 225H159V224H157ZM31 226H32V224H31ZM98 226H100V225H98ZM112 226H114V225H112ZM60 228H61V226H60ZM101 228H102V226H101ZM143 228H145V227L143 226ZM219 228H220V226H219ZM26 232H27V228H26ZM74 232H75V230H74ZM77 232H79V231H77ZM23 233H25V234H23ZM80 234L82 235V233H80ZM87 234H88V232H87ZM161 234H163V233H161ZM235 234H236V231H235ZM66 235L67 234H65V236ZM116 235H118V234H116ZM125 239H126V237H122L121 239H118V242L116 244L118 249L115 250L113 253L112 252L110 253V257L112 258V264H133V263H128V259L130 260V258H131L130 253H125V251H123L121 249V247H123L124 245H127V241H125ZM173 239H174V242L172 243V248L174 251V255H173V259H174L175 257L178 258L179 255H178V249H177L178 243L177 242L175 243V241L177 240V237L173 238ZM234 239H236V237H234ZM68 241H69V238H68ZM239 241H241L240 237H238V239H237L238 243H239ZM176 244H177V246H176ZM233 244H234V242H233ZM235 245L236 244H234V246ZM205 246H207V245H205ZM214 250H216V249H214ZM198 252H199V250H198ZM212 253H214V252H212ZM39 258H41V259H39ZM72 258L74 260L68 262V259L72 260ZM158 259H160V258H158ZM195 259H196V257H195ZM66 262H68V263H66ZM252 263L256 264V259H254ZM138 264H150L149 260H148V256L145 255L140 260V262H138Z\"/></svg>", "mask_w": 264, "mask_h": 264}]
</instances>
